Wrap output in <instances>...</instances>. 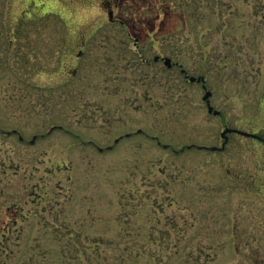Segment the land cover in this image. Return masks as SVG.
<instances>
[{
    "label": "rangeland",
    "instance_id": "rangeland-1",
    "mask_svg": "<svg viewBox=\"0 0 264 264\" xmlns=\"http://www.w3.org/2000/svg\"><path fill=\"white\" fill-rule=\"evenodd\" d=\"M223 125L264 137V0H0V264L264 258V144L187 149Z\"/></svg>",
    "mask_w": 264,
    "mask_h": 264
},
{
    "label": "flooded vegetation",
    "instance_id": "flooded-vegetation-1",
    "mask_svg": "<svg viewBox=\"0 0 264 264\" xmlns=\"http://www.w3.org/2000/svg\"><path fill=\"white\" fill-rule=\"evenodd\" d=\"M106 6L109 7V5H106ZM198 78H200V80L199 81L196 80L194 82H197V83H200L201 84V88L204 91V94H203L201 100L204 103V105L206 106L207 112H208V106H210V102H209L210 96L206 100L203 99L204 98V95L208 91L206 90L205 79L203 77H198ZM210 107H212V106H210ZM209 114L214 115V116H219V112L216 111V110H214L213 108H212L211 113H209ZM224 130H232V132H227L223 136H221V133ZM230 135H234V136H237V137H241V138H244V139H248V140H251V141H255V142H259V143H263L264 144V137L263 136H259V135H256L254 133H251V132L241 131L239 129H230L226 125H223L221 131L219 132V138L221 139L220 147H215V146H211V147H208V146H197L195 144H190V145L187 146L188 147L187 149L188 150H190V149L191 150L192 149H196V150H199V151H211L210 149L213 148V147H215L216 150H212L211 152L220 153L221 151H223L225 149V146L228 144ZM233 220L234 221H233L232 228L234 229V231H236L237 230V227H238L237 226V222L238 221H237V219L236 220L233 219ZM238 220L240 221L241 224H243V223L244 224H247V226H241L240 227V230H241L240 233L241 234H243V233L244 234H250L252 232L254 234L255 233L254 232L255 230H260V233H261L260 234L261 235L260 236V239H264V217L263 218H261V217H256V218H240ZM231 223H232V221H231ZM238 229H239V227H238ZM242 231H243V233H242ZM253 239H258V238L254 237ZM258 249H259L258 247H255V248H251L249 250L247 249V250L244 251L243 254L251 256V259L249 258L251 260V261H249V264L252 261L255 264H257V262H259L260 264H263L264 263V258L263 257L261 259L258 258L259 255L261 254L258 251H256ZM232 251L234 253L233 255H239V254H241L240 251H242V250L239 249V248H235L234 247L232 249ZM255 256H257V257H255ZM258 260H260V261H258Z\"/></svg>",
    "mask_w": 264,
    "mask_h": 264
},
{
    "label": "water",
    "instance_id": "water-1",
    "mask_svg": "<svg viewBox=\"0 0 264 264\" xmlns=\"http://www.w3.org/2000/svg\"><path fill=\"white\" fill-rule=\"evenodd\" d=\"M108 19L109 21H111L112 19V11H109L108 12ZM158 60V57H155L154 58V61H157ZM164 65H166L167 67H170V60L168 58H165L164 61H163ZM184 72V71H182ZM195 79L193 77L189 78V81L192 82L194 81ZM199 80V79H198ZM210 95V93H206V95L204 96V100L208 98V96ZM208 111L211 112L212 111V108L210 106H208ZM52 129H50L51 131ZM140 132V131H138ZM227 132H232V130H224L223 133H221V136H223L225 133ZM236 132V131H235ZM129 135H126V137H128ZM34 139V138H33ZM118 140L115 141V143L117 142ZM32 142V141H31ZM165 147V146H164ZM107 149H110V147H108ZM98 150H101L100 148ZM210 150H216V148H211Z\"/></svg>",
    "mask_w": 264,
    "mask_h": 264
}]
</instances>
